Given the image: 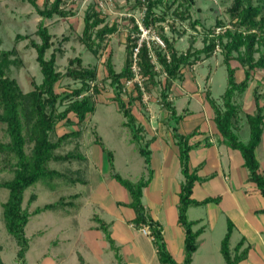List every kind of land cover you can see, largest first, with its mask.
<instances>
[{
    "label": "rangeland",
    "instance_id": "1",
    "mask_svg": "<svg viewBox=\"0 0 264 264\" xmlns=\"http://www.w3.org/2000/svg\"><path fill=\"white\" fill-rule=\"evenodd\" d=\"M37 1L41 4L43 0ZM136 1L67 0L63 6L67 11H70L69 15L55 16L46 20V24L54 32L52 49L59 46V40L64 36L68 37L66 41L62 42L61 49L57 51L58 69L64 72L69 66L71 58L80 57L83 63L97 67V83L101 91L98 94H95L93 89L87 92L92 95L95 111L88 115L86 124L82 128V135L78 139L66 143L59 150L69 151L79 143L88 156V164L81 161L50 163V167L61 171L67 168L85 169L89 182L87 184H71L54 179L52 183L46 184L44 181H39L24 192L23 207H27L30 212L46 203L56 202L60 197H64L63 200L69 202L63 207L58 205L54 210H45L30 217L25 227V234L30 243L26 252L28 264H80V256L88 264H121L105 240L103 230L98 228L100 223L95 220V216L107 223L116 246L119 248L121 261L125 264H130V262L133 264L134 261L143 264L142 257L148 255L150 250L149 242H147L150 239L141 234L138 228L132 224L131 218L135 216V212L132 207L126 205L130 201V193L116 181L112 174L117 172L123 178L137 181L142 177H148L151 172L152 180L148 189L144 188L145 190H143L142 201L145 206L149 207L150 215L158 218L157 212L160 208H157V196L165 197L163 209L168 220L164 221V227L168 235L173 231L180 230V226L174 219L177 213L174 179L178 182L183 179L179 169L178 146L172 136L173 126H177L179 132L186 134L201 121L205 123L203 127L212 136V144H221L220 146L223 144L219 135L212 134L217 130L213 122L215 112L206 98L208 92L216 104L222 107L221 96L227 87L228 74L222 47L219 45L211 56L207 57L202 53V58L199 61L192 66L185 67L182 77L175 81L170 90L168 98L174 103L177 113L179 115L186 114L185 118L178 120L179 122L176 119L169 120V112L161 104L165 74L160 65L157 66L156 81L154 83L149 81L145 83V86L142 84L143 98L137 101L133 113L137 123L142 126L144 142L153 137L156 138V142L149 145L151 151V169H149L151 171L147 169L144 157L139 152L138 143L132 140L131 129L124 125L126 118L118 109L116 102L112 101L115 93L110 80L106 78L105 67V60L109 54L112 55V64L117 71L123 66L126 55V35L134 24L131 19L133 18L135 23H138L139 28L144 16L143 8L134 7ZM182 2L184 3V0L177 1L170 9H167L165 3L162 2L155 8L158 15L163 16L164 14L165 19L150 24L151 29L147 33L149 38L155 34L163 33L172 40L179 51H185L190 45L202 48L209 43L214 35L212 32L214 29L216 30L215 35H223L227 29L235 28V21L231 20L228 13V8L233 0H191L190 5L188 3L180 4ZM90 5H95L106 22L118 24L117 32L105 37L97 54L88 50L80 40L84 26L83 18ZM188 5L189 18L181 19L176 15L175 10L179 7L181 11L184 6ZM40 20L41 16L27 0H0V52L3 50L12 51L10 59L13 62L10 63L6 74L15 78L24 92L32 88L33 80L36 83L42 80L36 60V50L31 45L33 40L39 41L36 30ZM219 21L222 26L217 24ZM17 34L24 38L17 40ZM231 64L236 69L237 80H241L244 73L241 63L233 58ZM252 76L247 90L236 95L242 117L236 132L243 141H247L249 136L245 113L252 112L255 108L254 87L260 85L259 92L264 93V69L257 70ZM80 85L79 81L63 78L58 83L57 91L69 92ZM131 88L132 85L123 87L122 97L126 102H128V91ZM262 102H264V97ZM68 128L65 124L59 123L57 134L65 132ZM96 135L101 138L104 148L96 143ZM8 140L6 125L0 121V142ZM261 147L258 148L257 156L264 169V148ZM27 150H30V146H27ZM108 151L113 153L111 162L108 159ZM209 151L208 148L193 150L190 153V163L195 166L197 162L206 160V165L201 173L202 177H207L213 172H217V174L213 179H210L208 186L203 185L201 189L205 190L207 194L210 192L222 196L218 202L207 204V206L205 204L195 205V207L192 205L193 207L187 212L190 219L204 217L206 224V233L199 238L200 244H203L193 255L195 264H226L220 250V242L227 230V219L233 218L237 222L236 224L241 223L239 212L235 216L231 215L235 207L234 201L235 204L240 205L249 219L255 221L257 227L264 228V214H255L251 211L252 207L256 205L264 206V199L254 184L250 182L241 188L239 183L234 184L232 181L225 180L220 166L212 164L217 161H213L215 157L212 158L211 163L210 157L206 158ZM231 151L226 146L220 147V152L223 153L222 166L227 172L229 168L228 155ZM234 153L235 157H240L236 151ZM162 158L163 163L161 162ZM9 162H11L10 158L0 150V252L4 264H19L17 260L18 245L15 238L8 232L3 216V204L8 198L9 191L1 183L13 177ZM164 168L167 177H169L168 189L165 190V194L158 191L154 181L158 179L159 174H163ZM226 185H230L232 189ZM149 191H152L154 197L149 195ZM243 193H245V197L241 198ZM200 194L201 190L198 189L195 195L200 196ZM32 195L35 198L29 202ZM235 197H238V200ZM221 210H224L225 214L221 213ZM240 237L242 235L234 230L231 251H234L233 246L240 240ZM262 237L264 238V236ZM247 239L256 249L261 247L259 236L252 235ZM125 243H128V246L124 247ZM174 253L178 259L181 257L180 249L179 251L174 250ZM150 264H159V262L155 260ZM242 264L253 263L242 262Z\"/></svg>",
    "mask_w": 264,
    "mask_h": 264
},
{
    "label": "trees",
    "instance_id": "2",
    "mask_svg": "<svg viewBox=\"0 0 264 264\" xmlns=\"http://www.w3.org/2000/svg\"><path fill=\"white\" fill-rule=\"evenodd\" d=\"M27 1L41 16L36 30L39 41L33 40L31 45L36 50V60L42 74V80L39 83L33 80L32 88L24 92L18 81L6 74L10 63L13 62L10 59L12 51L3 50L0 52V121L6 125V133L9 137L7 142H0V150L10 158L9 168L13 172L12 178L1 183L9 191L8 198L3 204V216L8 232L17 242L19 264H28L26 252L30 243L25 234V227L30 217L45 210H54L58 205L63 207L64 204L69 203L63 200L64 197H60L56 202L46 203L30 212L27 207H23L25 190L39 181L49 184L54 179L71 184H87L89 182L85 169L67 168L61 171L50 167V163L81 161L88 164V156L79 143L69 151L62 152L59 150L66 143L78 139L82 135V128L86 124L88 115L95 111L92 95L87 92L90 89H93L95 94L101 91L97 83L98 69L95 65L85 64L77 56L70 59L69 66L64 72L57 67V51L61 49L62 42L66 41L68 37L64 36L59 40V46L52 49L54 32L46 24V20L55 16L65 17L69 15L70 11H67L63 6L67 0H43L41 4L37 0ZM177 1L179 0H137L134 7L139 6L144 9L142 23L145 26H150L156 21L165 19L164 14L163 16L158 15L155 9L159 4L164 2L165 7L170 9ZM190 2L191 0H184V3L180 4L188 3L190 5ZM189 5L184 6L181 11L178 7L175 10L176 15L181 19L189 18ZM228 13L231 20L235 21V28L227 29L223 35H215L216 30L214 29L211 41L202 48H195L190 45L185 51H179L172 40L162 33L160 37L163 39L165 47L160 46L154 40L149 41L150 45H148L147 40H143L137 52L136 63L144 86L149 81L152 83L156 81L157 66H161L165 74L161 91V104L169 112L168 119L178 121L180 118L183 119L184 115L177 113L174 103L168 98L175 81L182 77V71L185 67L194 65L202 58V53L209 57L216 47L218 48L219 45L222 47L228 74L227 87L221 96L222 107L216 104L208 92L206 98L215 112L213 121L220 141L230 149L239 151L243 158V166L248 172L247 181L254 184L264 198V169L261 167L256 154L264 137V102H262L264 93L259 92L260 85L255 86L253 90L254 110L245 113L249 129L247 141L240 139L236 132L238 123L242 118L241 107L236 100V95L247 90L254 72L264 69V0H233L228 8ZM83 21L84 26L80 40L93 54L99 52L106 36L118 30V24L106 22L95 5L89 6ZM131 21L134 24L126 35V55L123 66L117 71L112 64V55L109 54L105 60L106 78L110 80L115 93L112 101L116 102L118 109L126 118L124 125L131 129L132 140L138 143L139 152L144 157L147 169L150 170L151 151L149 145L155 137L144 142L142 126L137 123L133 113L137 101L143 98V85L133 81L132 88L128 91V102L122 97L125 83L127 80H133L136 75L133 69V54L139 44L140 30L133 18ZM217 24L222 26L220 21ZM22 38L24 37L17 34V40ZM224 39L226 40L224 41ZM233 58L237 59L243 67L244 73L241 80L236 78V69L231 64ZM63 78L79 81L81 85L69 92H58V83ZM59 123L65 124L69 128L65 132L57 134ZM199 131V127H195L190 132L183 134L179 132L177 126L172 128V136L178 146L180 170L183 175L178 192L177 222L184 229L185 238L184 258L179 264H192L193 253L199 246L198 237L203 231V227L194 229L197 221L188 218V208L191 205L199 206L219 200V196L207 197L203 200H196L192 197L195 183L209 178L201 177L198 174L202 165L192 167L190 164L191 150L201 145L210 146L212 144L209 136H205L204 139L193 140ZM95 141L104 148V144L98 135H96ZM27 146H30L29 151ZM107 153L111 162L113 153L112 151ZM112 175L130 193V201L126 205L132 207L135 212V216L131 219L132 224L137 228L144 224L149 225L159 262L161 264H178L168 250L161 224L149 214L142 201L143 190L152 180L151 172H149L148 177H142L137 181L123 178L117 172ZM51 185L53 186V184ZM34 198L35 196L32 195L29 202H32ZM260 211L264 212V208ZM95 220L99 221L100 226L98 228L103 230L105 240L114 251L118 261L125 264L121 261L119 248L116 246L107 223L98 216H95ZM232 230L233 222L228 219L227 231L221 241L220 250L226 264H239L248 256L249 247L240 250L243 241H239L233 253L229 246ZM79 259L80 264H88L83 257L80 256ZM0 264H4L1 252Z\"/></svg>",
    "mask_w": 264,
    "mask_h": 264
},
{
    "label": "crops",
    "instance_id": "3",
    "mask_svg": "<svg viewBox=\"0 0 264 264\" xmlns=\"http://www.w3.org/2000/svg\"><path fill=\"white\" fill-rule=\"evenodd\" d=\"M190 114L192 115L193 112L190 113ZM183 115H184V118H185L186 117V114H183ZM200 120H202V119H200ZM200 122L195 126V127H199V130L200 131L194 136L193 140L204 139L203 137L210 136V141H212V136L209 135L210 134L209 131H207V129L205 127H203V126H205V123H203V122L200 123ZM212 134L216 136L218 134L217 133V130L215 132H212ZM155 140H156V138L154 139V141L151 144L155 143L156 142ZM263 142L264 141H262V143H261V145L259 147L262 146L261 148H264V145H263L264 143ZM220 145L221 144H218V145L211 144L210 146H203V145H201V146H198V147L194 148L193 150L200 149V148H208L210 151L206 154V158L209 156L210 157V163H211L212 162V158L215 157L213 159V161L214 160H217V161H215V163L212 162V164L217 165V166H220V170L222 169L221 170L222 171V176L224 177L225 180L232 181V183H234V184L239 183L241 188L245 184H249L248 181H247L248 172H246V169L243 166V158H242L241 154L239 153V151L231 149L232 151L229 153V155L227 154L229 156L228 157L229 158V161H228L229 168H228V172H227L224 169V167L222 166V159H223L222 156H223V153L220 152V147H222V146L228 147V146L225 145V144H222V146H220ZM258 148H257L256 154L258 153ZM193 150H191V152ZM234 151H236L239 154L240 157H237V156L235 157ZM190 161H191V159H190ZM219 161H220V164H218ZM161 162L163 163V158L161 159ZM199 165H202V166L199 169L198 174L202 177L203 175L201 173H202V171H203V169H204V167L206 165V160L203 159L201 162H197L195 164V166H193L191 164L192 167H196V166H199ZM179 169H180V164H179ZM211 174H213V176H210ZM211 174L209 176H207L209 178H207V179H205L203 181H199V182H196L195 183L194 188H193V192H192V197L194 199H196V200H203V199H205L207 197H217V196H219V200L221 199V196H222L221 194H211L210 192H208L209 194H207L205 190H202L201 189L203 185H207L209 183L210 179H213L215 177V175L217 174V172H215V173L213 172ZM174 180H175V183H176L175 190H176V194H177L176 201H175V205H176V212L178 213V209H177V205H178V192H179L180 183H181L182 180L180 182H178L176 179H174ZM154 181H155L156 188L158 189V191L160 193H164L165 194V190L168 189V182H169V177H167V172H166V169L165 168H164L163 174L162 175L159 174L158 175V179H156ZM148 186H149V184L145 187V189H148ZM226 186L229 187V188H231L230 185H226ZM198 189L201 190L200 196L195 195ZM143 195H144V192H143ZM149 195L151 197H154V195L152 194V191H149ZM232 195H233V192H232ZM242 197H245V193H243L241 195V198ZM157 198H158V201H159V202L157 201V208L158 207L160 208L158 210V212H157L159 216H158V218H155L152 215L151 216L154 219H156L161 224V226H162V234H163L164 240H165V242L167 244L168 250L171 252V254L173 255V257L175 258V260L179 264V263H181L183 261V258H184V238H185L184 229L177 222V213H176V218H174V219H175L176 223L180 226L179 227L180 230L173 231V232L169 233L168 235L166 234V228L164 227V221L165 220H168V219H167V216H166L167 214H166V212H164V209H163L165 207V205H163V200L165 199V197L163 198V196H162L160 198V196H157ZM235 198L238 200V197H235ZM219 200H215V201L209 202L207 204L215 203V202H218ZM207 204H205V205L207 206ZM234 205H235V207H234L233 213L231 215L232 216H235L239 212L240 215H241V223L240 224H236L237 222L234 221L235 219L233 220V218H229L233 222V230H232L231 237H230V242H229L230 250L232 248L231 243H232V236H233L234 230H237L242 235V237H240V240L239 241H243V244H242L240 250H242L245 247H249L248 256L244 260H242L240 263L242 264V262H246V263L247 262H251L253 264H262V263L264 264V259H263L264 258V238L262 237V236H264V228L257 227L258 225L255 224V221H252L251 219H249L248 216H247V214L241 209L240 205L237 204V203L235 204V201H234ZM145 207H146V209L148 210V212L150 214L149 207L148 206H145ZM192 207H193L192 205L189 207L188 212H189V210ZM194 207H195V205H194ZM263 208H264V206L256 205V206L252 207L251 211L254 212L255 214H264L263 211H260ZM221 213H224L225 214V211L224 210H221ZM174 219H173V222H174ZM204 219H205L204 217H197V218H194V219H190V220L197 221V223L194 225V229H198L200 227H203V231H202V233L198 237V242H199V238L206 233V224L204 223V221H205ZM177 232H178V234H176ZM252 235H254V236L257 235V236L260 237V239H259L260 241L259 242H260V246L261 247H259L258 249H256L255 247H253L252 244L250 242H248L249 239H247V238H250ZM146 237H148V236H146ZM223 237L221 238V241H222ZM148 238L150 239V240H147V242H149V245L148 246H149V249L150 250L148 252V255H146L145 257H142L143 264H150L151 261L158 260L157 253H156V249H155V247L153 245V240L150 237H148ZM237 243L233 246V248H234V251H232L233 253L235 252ZM202 244H200V242H199V246H198L197 250L202 246ZM123 246L124 247L128 246V243L123 244ZM179 249L181 250V257L178 259L176 257V255H175V253H174V250L179 251ZM158 262H159V260H158ZM130 264H131V262H130ZM133 264H140V263L134 261ZM159 264H161V263L159 262ZM192 264H195L194 255H193Z\"/></svg>",
    "mask_w": 264,
    "mask_h": 264
},
{
    "label": "built area",
    "instance_id": "4",
    "mask_svg": "<svg viewBox=\"0 0 264 264\" xmlns=\"http://www.w3.org/2000/svg\"><path fill=\"white\" fill-rule=\"evenodd\" d=\"M138 24V23H137ZM140 25V24H139ZM143 25V23H142ZM140 25L139 26V44H138V47L135 48L134 50V54H133V57H134V63H133V69H134V72H135V77L133 80H127V82L125 83V85H131L133 81H137L141 86H142V78H141V74L139 72V68L137 66V63H136V57H137V52L139 50V46L141 45L142 41L143 40H147L148 41V45H150V42L149 41H155L156 43H158L160 46L162 47H165V43L163 41V39L160 37L159 34H155L153 35L152 37L150 36V38L147 36V33L149 32V30L151 29L150 26H145V25ZM219 32V31H217ZM143 88V86H142ZM138 230L141 234L145 235V236H148L150 237L151 239H153V236H152V233H151V229L149 227V225L147 224H144V225H141L138 227Z\"/></svg>",
    "mask_w": 264,
    "mask_h": 264
}]
</instances>
